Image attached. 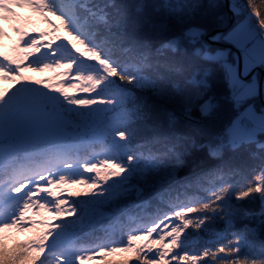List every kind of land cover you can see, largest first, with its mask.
I'll list each match as a JSON object with an SVG mask.
<instances>
[{
  "label": "snow or ice",
  "instance_id": "snow-or-ice-1",
  "mask_svg": "<svg viewBox=\"0 0 264 264\" xmlns=\"http://www.w3.org/2000/svg\"><path fill=\"white\" fill-rule=\"evenodd\" d=\"M4 24L0 264H264V3L0 0Z\"/></svg>",
  "mask_w": 264,
  "mask_h": 264
},
{
  "label": "rangeland",
  "instance_id": "rangeland-1",
  "mask_svg": "<svg viewBox=\"0 0 264 264\" xmlns=\"http://www.w3.org/2000/svg\"><path fill=\"white\" fill-rule=\"evenodd\" d=\"M17 11H21V10L18 9ZM24 12H25V14H28L27 13V10H24ZM29 15H31V14H29ZM32 19L34 21H36V24H35L36 28H38L41 31L46 32L49 36L58 35L61 39H63L64 36L66 35V33L63 30H59V31L54 30L50 25L43 23L36 16H32ZM49 19L52 21V24L59 26V21L56 20L55 16H50ZM2 26L5 28L6 31H8V36L5 37L2 41H0V44L3 45V47H0V51H2V52H9L10 51V46H11L12 42L15 39V34H13L10 31L9 25L4 24ZM30 34L31 35H35V33H32V32H30ZM56 71H62V70L61 69H57ZM24 75L25 76L28 75V77L30 78V81L29 82H32V81H35L37 79H40L41 77H53L54 76V73L52 71H49V70H45L44 72L25 71L24 72ZM59 79H67V78H65V77H55L54 78V80H59ZM54 80L48 81V82H54ZM15 86L16 85L13 83V84H11V86L8 89L10 90L11 87H15ZM69 91H73V90L69 89ZM85 175H87V173H85ZM66 190H69L68 186H66V185H61L60 186V190H59L60 193H64V191H66ZM54 191H58V190L54 189ZM26 215L27 216H30L32 219L38 217V220L37 221L45 220V221H51L52 222L51 213L50 212H45L43 210H40L39 215H33L32 211L29 210L26 213ZM29 233H31V232L30 231L17 232L15 229L5 230V235L6 236L7 235H11L13 237V239H6L7 241H12V240H14L16 238L25 239V238L28 237L27 234H29ZM88 263H90V262H88Z\"/></svg>",
  "mask_w": 264,
  "mask_h": 264
},
{
  "label": "trees",
  "instance_id": "trees-1",
  "mask_svg": "<svg viewBox=\"0 0 264 264\" xmlns=\"http://www.w3.org/2000/svg\"><path fill=\"white\" fill-rule=\"evenodd\" d=\"M256 2L257 3H264V0H256ZM26 76L28 77V75H26ZM10 86H11V84H9L8 82L0 83V87L9 88ZM72 191L77 192L80 195L86 194L85 193V186H83V185L75 186V187H73V188H71L69 190L64 191V193H60V194L63 195V196H65V197H67L69 195V192H72ZM33 220H36L37 221L38 220V217L34 218ZM52 222H54V221H52ZM46 230L47 229H46L45 225H43V224H37L33 228V230L30 231L31 233L27 234V236H28L27 238H25V239L16 238V239H14L12 241H7L6 240L5 241V244L8 245V246H10L12 243H14L16 241H25V240H28L30 238H34L36 234H38L40 232H44ZM120 255H123V254H120ZM88 264H98V261H93V262H90Z\"/></svg>",
  "mask_w": 264,
  "mask_h": 264
}]
</instances>
